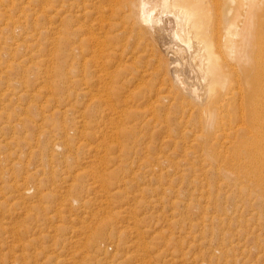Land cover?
I'll return each instance as SVG.
<instances>
[{
	"label": "rangeland",
	"instance_id": "rangeland-1",
	"mask_svg": "<svg viewBox=\"0 0 264 264\" xmlns=\"http://www.w3.org/2000/svg\"><path fill=\"white\" fill-rule=\"evenodd\" d=\"M232 7L240 13V30L247 12L255 10L246 30L259 28L264 36V0H235ZM35 22L42 33L31 50L33 61L0 66V264H264L261 167L247 173L235 163L210 167L205 137L211 129L191 126L187 113L178 112L168 116H178L180 125L169 126L163 121L167 112L145 109L153 99L145 104L129 101L127 107L131 104L137 114L123 116L118 141L109 139L111 126L105 125L104 116L99 120L97 114L85 113V120L93 121L83 130L81 102L75 95L68 97L64 90L56 104L57 99L46 98L47 89L31 90L32 83L39 85L46 76L45 20L39 16L35 21L31 15V24ZM247 32L234 45L241 57L237 73L242 93L264 89V63L258 61L264 58L249 44ZM12 40L9 30L0 33L4 62L1 47ZM24 52H18L22 60L30 53ZM239 122L232 124V138H212L218 152L221 140L230 146L240 136L244 139L246 125ZM63 127L73 139L71 152L59 147L53 157V140L66 138ZM47 138L50 148L44 151ZM90 145L96 150H89ZM66 157L74 161L63 162ZM82 169L96 171L107 182L112 196L108 208H101L102 198H94L90 176L74 180ZM32 187L45 196H31ZM74 193L79 205L69 201Z\"/></svg>",
	"mask_w": 264,
	"mask_h": 264
},
{
	"label": "bare ground",
	"instance_id": "bare-ground-1",
	"mask_svg": "<svg viewBox=\"0 0 264 264\" xmlns=\"http://www.w3.org/2000/svg\"><path fill=\"white\" fill-rule=\"evenodd\" d=\"M234 2L0 0V33L9 30L14 38L6 47H1L7 61L0 60V66L11 68L22 65L26 60L33 61L31 50L42 31L39 23L31 24V15H34L35 21L40 16L45 20L46 76L39 85L32 83L31 90L40 92L47 89L46 98L57 99L56 104L64 95V90L67 96L69 93L73 97L75 95L81 102L79 105L83 115L82 112L79 115L83 130H87L89 121L85 120V113L91 116L97 114L98 119L104 116L107 118L105 125L111 126L109 139L118 141L119 126L124 125L123 116L137 114L131 104L127 107L128 103L133 100L144 103L153 99L145 109L167 112L163 121L169 126L180 125L181 120L176 118L178 116H168L178 112L187 113V123L191 126L211 129L205 137L208 138L205 144H209L206 158L212 163L210 167L214 164L235 163L243 165L245 173L257 172L259 167L260 172L264 173V89L259 92H241L240 76L237 73L241 57L234 47L235 42L244 39L245 31H250L247 32L251 37L249 44L255 46L257 56L263 59L264 36L259 28L246 30L255 16V10L247 12L249 16L244 21L245 25L239 29L240 13L237 9L233 10ZM31 5H39L40 8L36 11ZM25 50L30 53L22 60L19 57L25 54ZM19 51L23 52L21 56ZM258 61L264 63V59ZM236 84L238 86L234 87ZM186 106L188 108L185 110ZM239 119L246 125V136H242L244 139H240V136L236 142L230 141V146H224L226 141L220 139L223 149L218 152L211 143L212 138L219 139L221 135L223 139L230 137V134L232 138L235 135L232 124L240 123ZM146 122L145 125H149ZM133 125L131 128L135 127ZM60 129L66 138L63 136L65 139L62 142L53 140L50 150L53 157L59 155L54 152L59 147L71 152L73 139L65 127ZM48 140L43 142L44 151H49ZM94 148L97 147L90 145L89 150H96ZM70 161H74V157L63 160L67 164ZM82 175L93 179L88 185L89 189L94 192V198L103 199L104 202L100 201L101 208H108V197L112 196L107 189V182L96 171L85 169L77 172L74 180L76 177L81 179ZM33 191L32 187L31 196L34 193L45 196L40 191ZM117 191L118 188L114 195L118 194ZM67 199L65 196L62 201ZM69 201L72 205H79L77 193ZM85 224L89 226V222ZM88 239V235L83 238L85 248L90 246L87 244ZM101 241L98 242L99 248Z\"/></svg>",
	"mask_w": 264,
	"mask_h": 264
}]
</instances>
